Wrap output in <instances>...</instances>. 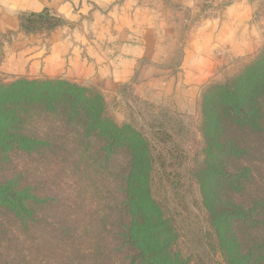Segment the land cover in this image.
<instances>
[{"label":"rangeland","instance_id":"obj_1","mask_svg":"<svg viewBox=\"0 0 264 264\" xmlns=\"http://www.w3.org/2000/svg\"><path fill=\"white\" fill-rule=\"evenodd\" d=\"M198 2L200 15L207 16L234 7L233 15L238 21L232 30L237 43H246L248 49L245 46L246 50L238 52L231 69L222 67L220 75L203 83L200 89L195 90L196 82L191 79L179 83L178 76L160 77L155 93L158 96L151 99L137 94L129 85L102 91L98 85L62 80L100 94L105 116L151 142L155 155L153 196L164 207L165 216L175 221L177 237L171 242L170 252L178 254L185 264H226L202 203V171L212 161L207 151L202 105L207 89L233 80L264 51V0ZM242 15H248L246 31L239 20ZM49 27L50 23H46L40 29ZM165 78L168 82L160 88ZM13 81L16 80H5L0 75V83ZM27 120L28 135L49 139L60 147H38L31 153L11 151L12 164L0 168L2 177H20L37 196L31 212L23 217L0 209V264H130L132 252L120 247L117 236L124 218L121 203L125 154L115 151L107 161V153L99 149L97 138L91 139L93 148L81 145L75 133L58 122L56 113L40 112ZM181 151L185 156L181 165L165 166L163 171L159 157ZM255 157L260 163L255 162ZM263 157L264 148L243 160L244 164L250 162L256 175V182L247 185L245 200L255 194L264 200ZM235 163L234 159L228 161L232 168ZM250 233L264 239V218L246 229V234Z\"/></svg>","mask_w":264,"mask_h":264},{"label":"trees","instance_id":"obj_2","mask_svg":"<svg viewBox=\"0 0 264 264\" xmlns=\"http://www.w3.org/2000/svg\"><path fill=\"white\" fill-rule=\"evenodd\" d=\"M46 23L53 27L60 19L32 14L21 21L27 31H37ZM40 112L56 113L58 122L74 132L81 145L93 148L91 139L97 138L107 161L115 151L127 157L122 175L124 218L117 236L120 247L132 252L130 264H185L170 252L177 237L175 221L165 216L164 207L153 196L151 142L105 116L104 101L97 92L62 79L0 83V168L12 164L11 151L60 147L26 133L28 117ZM202 112L212 158L200 184L209 227L226 264H264V239L246 234L264 218V200L255 193L245 200L247 185L256 182V175L250 162H243L264 148V51L236 78L207 89ZM167 156L159 157L163 171L175 163L180 166L185 159L182 151ZM231 159L236 161L233 168L228 165ZM255 162L260 163L256 157ZM26 184L20 177L0 175V209L19 217L30 213L37 196Z\"/></svg>","mask_w":264,"mask_h":264},{"label":"crops","instance_id":"obj_3","mask_svg":"<svg viewBox=\"0 0 264 264\" xmlns=\"http://www.w3.org/2000/svg\"><path fill=\"white\" fill-rule=\"evenodd\" d=\"M198 1L0 0V75L67 79L102 91L129 85L151 99L160 77L194 80L198 90L247 49L232 30L234 7L200 15ZM32 14L60 23L27 31L21 21ZM239 20L246 31L248 15Z\"/></svg>","mask_w":264,"mask_h":264}]
</instances>
